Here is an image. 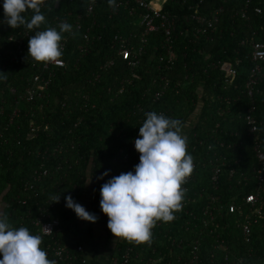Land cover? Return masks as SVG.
I'll use <instances>...</instances> for the list:
<instances>
[{
  "label": "trees",
  "instance_id": "1",
  "mask_svg": "<svg viewBox=\"0 0 264 264\" xmlns=\"http://www.w3.org/2000/svg\"><path fill=\"white\" fill-rule=\"evenodd\" d=\"M198 1L166 0L162 12L177 17L178 29H184L188 26L182 25L181 19ZM260 1L253 0V4ZM87 3L88 0H61L58 8H54V0H45L41 10L47 23L40 26L41 30L56 27L68 13L71 16L66 19L71 24ZM243 3L244 0H203L202 10L218 7L231 10ZM110 6L108 0H97L94 18L99 27L95 32L100 39L88 48L86 54H81L76 48L82 44L81 32L64 34L68 40L61 58L66 65L55 68L44 97L32 103L26 102L23 96L27 79L37 73L38 66L42 64L28 56V40L34 33L24 26L11 28L6 23L0 24V71L7 76L6 80H0V105L4 107L3 114H0V207L13 227H27L33 232L32 220L26 216L28 211L33 217L39 206L48 207V199L52 195H61L58 203H52L51 209V217H57L63 228V234L58 238L70 246H84L76 236L80 230L76 214L65 207L64 197L71 195L78 203L85 197L88 199L86 210L98 218L90 225L104 226L103 244L108 247L115 236L107 228L108 217L100 208L101 186L111 177L133 170L139 163V153L135 148L132 150L130 144L139 136L144 113L155 110L179 118L188 125L184 131L191 148L187 151L197 161H205L203 169L201 164L197 167L198 171H203L200 175L202 182L189 185L197 193L204 189L203 197L198 203L176 211L174 220L158 221L152 229L151 242L137 243L115 238L112 254L108 255L110 264L114 260L116 264H122L124 256L128 257V264H187L191 245L196 240L199 242L198 264H264V215L252 226L249 241L245 242L235 225L236 216L228 215L226 208L217 213V227L211 229L210 226L203 228L193 223L183 211L188 208L198 214L210 195L217 196L223 204L233 200L241 203L243 197L254 193L257 187L255 159L243 121L247 108L244 82L251 67L243 59L245 49L239 46L245 35L244 25L239 18L230 19V13L226 11L221 18V34L213 43L204 40L189 43L187 38L179 37L174 46L176 57L171 70L165 69L158 61L164 52L160 44L161 35L155 33L147 37L138 66L130 69L126 62L116 58L110 68L104 69L105 62L113 56L110 48L112 36L130 31L139 34L140 31L138 26H132L130 22L134 17H129L125 10L109 18ZM251 9L249 6L251 27L264 24V16L254 15ZM26 15L30 18L31 10ZM3 19V8L0 7V20ZM18 32L29 33L22 52L7 40L9 35ZM237 59L241 62L235 65ZM223 62L234 65L236 88L224 83L222 71L210 67ZM161 78L169 83L162 96L155 99V93L165 82ZM260 88L264 91V84ZM18 102L19 117L8 126V116ZM194 113L197 114L195 121H189ZM255 117L261 123L264 139L263 94L257 97ZM32 122L35 123L33 134L30 132ZM193 122L196 125L191 128L189 124ZM214 130L215 134L212 133ZM213 137L224 146L219 148L215 145ZM195 140L202 141V145H194ZM208 145L212 150H207ZM59 147L64 152L50 156L53 149ZM214 152L215 159L218 156L225 159L217 190L208 185V161ZM211 162H214V157ZM40 164L49 171L58 164L62 169L37 181L36 196L30 192L32 198L27 199L25 205H20L16 197L29 196L22 191L23 184L32 180ZM232 169L234 173L231 176ZM105 171L109 175L99 179ZM238 180L245 181L247 185H237ZM41 189L45 190L44 193ZM262 199L264 202V183ZM186 223L190 224L188 227L192 225L189 232H184ZM219 241L226 250L213 246ZM47 242H50L48 238L42 239L41 247L44 248ZM180 242L183 243L182 248H179ZM99 247L94 245L95 249ZM81 255L85 257L84 252ZM89 264L92 263L89 261Z\"/></svg>",
  "mask_w": 264,
  "mask_h": 264
},
{
  "label": "built area",
  "instance_id": "2",
  "mask_svg": "<svg viewBox=\"0 0 264 264\" xmlns=\"http://www.w3.org/2000/svg\"><path fill=\"white\" fill-rule=\"evenodd\" d=\"M61 0H54V8H58ZM70 2L74 0H68ZM81 1V0H79ZM158 0H114V4L109 7V18L112 16H118L122 11H126L129 17H134V21L130 22L140 29L139 34L133 33V31L127 34H115L112 36L110 41V48L113 50V56L105 62L103 68L108 69L113 64L116 58L126 62L130 69L135 68L139 64V59L143 54V45L147 42V37L151 34L161 35V49L164 55L159 56L158 61L163 64L164 68L171 70L174 63L176 54L174 52L175 42L179 37L187 38L189 43H196L199 40H204L208 43H213L217 36L221 34L220 24L221 18L226 11L230 13V19L239 18L242 25H244V37L239 41V46L244 50L243 59L247 60L251 67L248 71L244 82L245 98L247 99V108L243 117L244 126L246 128V135L249 138L252 146V153L255 159V180L256 189L254 193L246 194L241 203H235L234 200L227 204H223L217 196L210 195L207 202L200 208L198 214L193 211L188 210V208L183 209L186 215L191 217V220L195 224L202 225L203 228L210 226L216 228L217 213H220L222 208H226L227 214L236 216L235 225L239 228L241 236L245 242L249 241L251 235V228L254 224L258 222L260 218L263 217L264 202L262 199L263 183H264V139L261 136V123L256 119L255 112L257 110V97L264 95V91L261 90V85L264 84V24H259L255 27L250 25V15L249 6H252V12L254 15L263 17L264 16V0L258 2L256 5L253 4V0H244V3L239 8H233L231 10L218 7L210 10H202L203 0H199L196 4L190 6L188 9L190 13L184 16L181 20L182 25H186L184 29H178L177 22L179 19L175 16L163 13L162 8L166 0H161V4H158ZM97 0H88L87 6L84 11L78 13L71 25H73L74 32H81L82 44L77 46V50L81 54H86L88 48L94 44L95 41L100 39V36L96 34L95 29L99 27L97 21L94 18V9ZM154 2V5H153ZM45 0H43L44 5ZM71 16V13L65 14L64 18L58 22H67V17ZM233 23V21H232ZM28 32H18L16 34H11L7 38L9 42H13L16 46V50L22 52L26 48L25 40L28 38ZM68 40L64 38L62 43V52L64 51L65 43ZM238 53V52H237ZM241 60H236L235 65H238ZM66 62L60 58V63H45L42 62L38 66L39 71L34 73L30 79H27V86L25 87L24 96L26 102H34L36 99H41L44 97V93L47 90L49 84L51 83L55 68L65 67ZM159 67V66H158ZM211 68L219 69L223 72L224 83L228 86L236 88L234 85L235 79L237 77L236 69L234 65L229 62H223L219 66L215 64L210 65ZM164 82L161 90L157 91L154 95L155 99H158L164 93V90L168 86V80L161 78ZM14 91V90H12ZM22 98H20L21 100ZM2 100L0 101V103ZM13 109L12 113L8 116V126L11 125L16 118L19 117L20 109L17 106ZM4 112L3 105H0V114ZM34 122L30 124V132L33 134L35 132ZM7 130V127H5ZM215 130L212 133L215 134ZM32 135H30L31 137ZM214 144L219 148H222L224 144L221 141H217L213 137ZM202 141H194V145H202ZM230 148V146H227ZM130 148L133 150L134 141L131 142ZM191 148L187 146V150ZM196 151V148H192ZM207 150H212V146L208 145ZM208 151V152H209ZM64 149L59 147L52 151L50 156L55 154H61ZM214 157V162L211 160ZM216 152H214L208 164L210 166L209 181L208 185L213 190L218 189L219 176L221 174V167L223 162H225L224 157L218 156L216 159ZM194 158V171L187 178L186 183L182 186L186 189L185 197L182 202L183 206L189 204H195L200 201L203 197L204 189L199 193L194 192L189 183H201L203 171H198L197 167L201 164L202 169L205 166L204 159L201 162ZM221 160V161H220ZM204 161V163H202ZM219 162V165H218ZM236 162V160H235ZM70 168V166L68 167ZM62 165L58 164L52 171L45 168L44 164H40L37 170L33 173V178L31 181H25L23 184L22 191L26 192L29 196L23 198H17L20 205H25L26 200L32 198L29 194L36 196L37 186L35 185L37 181L42 178H48L54 173L61 171ZM234 169L230 171L232 176ZM200 176V177H199ZM237 185H243L244 187L247 183L242 180H238ZM44 189H41V193H44ZM1 202V201H0ZM215 204V205H214ZM53 204L50 199H48V207L37 208L36 215H33L28 211L27 217L31 218L32 226L34 231L33 234L41 235L42 239L48 238L50 242L44 246V250L47 253L49 259L54 260L56 264H89L86 257L81 255L84 252L82 245H73L62 243L59 240V236L63 234V228L61 222L56 217H51V209ZM186 223L184 232L191 231L192 225ZM199 225V226H200ZM196 226V225H195ZM201 227V226H200ZM193 229V228H192ZM193 231V230H192ZM190 244V243H189ZM189 244H187L189 246ZM183 243H179V248H182ZM199 242L196 240L192 245V250L187 264H198L200 263L198 251ZM213 246L217 248L225 249V246L221 241L215 243ZM111 264H116V260L112 261ZM122 264H128V257L124 256Z\"/></svg>",
  "mask_w": 264,
  "mask_h": 264
},
{
  "label": "clouds",
  "instance_id": "3",
  "mask_svg": "<svg viewBox=\"0 0 264 264\" xmlns=\"http://www.w3.org/2000/svg\"><path fill=\"white\" fill-rule=\"evenodd\" d=\"M110 5L114 0H108ZM43 0H2L4 19L11 28L24 26L34 33L28 40V56L38 62L60 63L63 55L62 41L73 25L60 22L56 27L46 24L41 10ZM31 10L29 18L26 13ZM34 30V31H33ZM0 71V80H6ZM134 140L139 153V163L133 170L122 172L105 182L100 189V208L108 217L107 228L115 238L137 243L151 242L152 229L158 221L174 220V213L181 210L186 189L182 186L194 171V158L187 151L186 122L169 117L155 110L146 111ZM105 171L99 179L108 176ZM61 195H52L58 203ZM65 207L77 218L95 223L98 219L88 212L71 195L64 197ZM42 237L27 227H13L8 215L0 207V264H56L41 247Z\"/></svg>",
  "mask_w": 264,
  "mask_h": 264
},
{
  "label": "rangeland",
  "instance_id": "4",
  "mask_svg": "<svg viewBox=\"0 0 264 264\" xmlns=\"http://www.w3.org/2000/svg\"><path fill=\"white\" fill-rule=\"evenodd\" d=\"M156 2L158 4H161V0H158ZM200 108H201V104H199V106H198V109H200ZM196 116H197V114L194 113L190 116L191 120L189 118H188V120L189 121H192V120L195 121L194 119L196 118ZM189 125L192 128V126L196 125V122H193ZM79 204H81L86 209L88 206V199L84 197V199ZM77 219H78V221H77L78 225L80 227L79 232L82 233V237L84 239H86V241L91 240L90 242H92L93 244H99L98 242H100L101 251L104 253L106 252V250H109L110 248H112V242L114 241L113 240L114 237L111 238L110 245L109 246L107 245L109 248L104 246V244H103L105 236H104V231L102 228L104 226L92 224V227H91V225H90L91 222L84 221V220H81L79 218H77ZM80 240H82V239L80 238ZM83 245H84L83 247L86 248V244L84 242H83Z\"/></svg>",
  "mask_w": 264,
  "mask_h": 264
},
{
  "label": "crops",
  "instance_id": "5",
  "mask_svg": "<svg viewBox=\"0 0 264 264\" xmlns=\"http://www.w3.org/2000/svg\"><path fill=\"white\" fill-rule=\"evenodd\" d=\"M76 236L79 240L81 238L82 239L81 241H83L86 244V248L83 247L84 255L92 264H110L108 255L112 254L111 252L112 248H110L109 250H106V252L104 253L101 251L100 242H98L99 244H93L92 242H90L91 240L86 241V239L82 237V233L80 232L76 233ZM113 240L114 241L112 242V246L114 245L115 238H113ZM94 245H99L100 247L95 249ZM0 258H2V255H0Z\"/></svg>",
  "mask_w": 264,
  "mask_h": 264
},
{
  "label": "bare ground",
  "instance_id": "6",
  "mask_svg": "<svg viewBox=\"0 0 264 264\" xmlns=\"http://www.w3.org/2000/svg\"><path fill=\"white\" fill-rule=\"evenodd\" d=\"M153 5H154V2H153Z\"/></svg>",
  "mask_w": 264,
  "mask_h": 264
}]
</instances>
